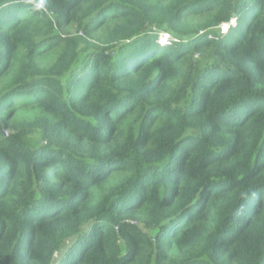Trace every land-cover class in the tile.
<instances>
[{
  "label": "trees",
  "instance_id": "1",
  "mask_svg": "<svg viewBox=\"0 0 264 264\" xmlns=\"http://www.w3.org/2000/svg\"><path fill=\"white\" fill-rule=\"evenodd\" d=\"M0 264H264V0H0Z\"/></svg>",
  "mask_w": 264,
  "mask_h": 264
},
{
  "label": "rangeland",
  "instance_id": "2",
  "mask_svg": "<svg viewBox=\"0 0 264 264\" xmlns=\"http://www.w3.org/2000/svg\"><path fill=\"white\" fill-rule=\"evenodd\" d=\"M227 26V24L223 25L221 27V30L223 31V29ZM161 42H164L166 41V35H163V37L160 39ZM23 113V114H22ZM20 113V117H23V116H33L34 115V112H31V111H26V112H22Z\"/></svg>",
  "mask_w": 264,
  "mask_h": 264
},
{
  "label": "clouds",
  "instance_id": "3",
  "mask_svg": "<svg viewBox=\"0 0 264 264\" xmlns=\"http://www.w3.org/2000/svg\"><path fill=\"white\" fill-rule=\"evenodd\" d=\"M226 23H224L223 25H225ZM227 27V26H226ZM226 27L223 29V30H225L226 29Z\"/></svg>",
  "mask_w": 264,
  "mask_h": 264
}]
</instances>
